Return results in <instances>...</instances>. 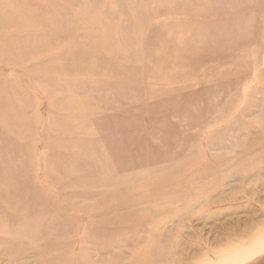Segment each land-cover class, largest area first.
I'll return each instance as SVG.
<instances>
[{
    "label": "rangeland",
    "instance_id": "1",
    "mask_svg": "<svg viewBox=\"0 0 264 264\" xmlns=\"http://www.w3.org/2000/svg\"><path fill=\"white\" fill-rule=\"evenodd\" d=\"M263 231L264 0H0V264H223Z\"/></svg>",
    "mask_w": 264,
    "mask_h": 264
},
{
    "label": "bare ground",
    "instance_id": "2",
    "mask_svg": "<svg viewBox=\"0 0 264 264\" xmlns=\"http://www.w3.org/2000/svg\"><path fill=\"white\" fill-rule=\"evenodd\" d=\"M262 252H264V231L262 236L254 240L252 244L243 253L241 252L239 255L236 256H233V254V257L230 256L229 258H226L223 264H242L245 261L261 254Z\"/></svg>",
    "mask_w": 264,
    "mask_h": 264
}]
</instances>
